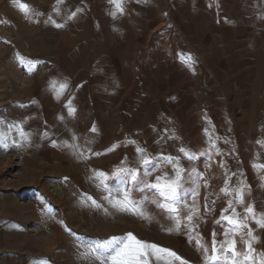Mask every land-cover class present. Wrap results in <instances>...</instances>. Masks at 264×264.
<instances>
[{"label": "rangeland", "instance_id": "374dc122", "mask_svg": "<svg viewBox=\"0 0 264 264\" xmlns=\"http://www.w3.org/2000/svg\"><path fill=\"white\" fill-rule=\"evenodd\" d=\"M77 1L0 0V228L39 264H262L264 0H132L111 38Z\"/></svg>", "mask_w": 264, "mask_h": 264}, {"label": "snow or ice", "instance_id": "6c2138e0", "mask_svg": "<svg viewBox=\"0 0 264 264\" xmlns=\"http://www.w3.org/2000/svg\"><path fill=\"white\" fill-rule=\"evenodd\" d=\"M110 2H114L118 8V10L120 12H123V7H122V4H123V0H110ZM19 7L22 11H24L25 13H28L29 12V6L28 5H25L23 3H20L19 4ZM76 15V13H72V16L69 17V19H72L74 16ZM56 27H63V25H56ZM185 64H187L189 67H191V63H192V57L189 55L188 57L186 58H183V61ZM53 87H55L53 85ZM68 87L67 83H63L61 85H59V89H58V92L57 94L58 95H62L63 94V91L64 89H66ZM66 107L69 108V115H72L75 113V108H72L71 107V101H69V103L66 105ZM93 130H95L93 128ZM20 132L21 134L23 135V130L20 129ZM130 143H133V142H130ZM143 150L142 149H137V152H142ZM181 152H184L185 156H187L188 159H192L193 157L191 155H189L184 149H180ZM168 162H171L172 158L171 157H167L165 158ZM151 161L148 160V159H145L143 161L144 164H147V163H150ZM121 171H126V170H121ZM131 171V178L132 180H137L138 179V176L136 174V171L135 170H130ZM157 182L156 183H153V184H147L145 185V188L146 189H149V190H155V192L158 194L159 197L163 198V201L164 202H161L158 204V207L162 208V209H166L167 211L169 212H172V213H176L177 212V208L176 207H172L171 205H175L176 204V201H177V197L179 195V188H180V185H179V178H177L176 180H167L165 177H157ZM163 181V182H162ZM222 191H224L225 193L228 192L227 189H223ZM237 202L238 203H242V194L238 195V199H237ZM93 203H95V201H93ZM129 204L132 206L129 210H133V211H136V202L134 201H129ZM229 207H231V202H229ZM223 211H226V210H222ZM253 212V209L251 207H249L247 209V213H252ZM139 214L143 215L144 213L142 211L139 212ZM233 215L235 216L236 213H235V209H233ZM247 218V217H246ZM254 218V217H253ZM192 217L189 216L188 217V220H191ZM222 220L224 221H227L230 225H233L237 230L242 227V226H245V225H242L238 220H235V219H232L231 217L229 216H222ZM258 223L261 224V226H264V221H257ZM180 227V223L179 221H177V229ZM249 235H251V232L248 233ZM129 236H131V234H129ZM228 236V233H225V237ZM134 239V238H133ZM111 241H104L102 243H97L95 245V247L93 248V251H99L100 249L104 248H108L111 246ZM140 242L137 241V244H139ZM225 244H229V248L228 250H230L232 252V254L235 256V255H238V253L235 252V241H232L231 243L228 242V240L226 239L224 241ZM196 244L198 247H203L200 243V240H197L196 241ZM141 247H144V246H141ZM147 247H150L152 249H156L157 251H160V252H167L169 255L171 256H175V253H171L170 250H166V249H157V246L155 245H151V246H147ZM249 248H250V245H249ZM205 251H207V248H205ZM217 249L215 247V240H213V247H212V252H213V257H212V262L211 264H218V261H219V257L215 255ZM146 253L142 252L141 255H145ZM251 257L249 256H246L245 257V260H248L250 259ZM183 264V262H182ZM233 264H237L236 261H233ZM262 264H264V262H262Z\"/></svg>", "mask_w": 264, "mask_h": 264}, {"label": "crops", "instance_id": "0c3cea01", "mask_svg": "<svg viewBox=\"0 0 264 264\" xmlns=\"http://www.w3.org/2000/svg\"><path fill=\"white\" fill-rule=\"evenodd\" d=\"M78 5L80 6L79 8H82L83 11L81 10V13L84 12L85 15L89 17L91 14V6L95 5H100L102 4H107L111 6L112 16L110 17L111 21H114L111 25L108 27L106 24L104 26L106 30L107 37L111 38L114 36L112 32V27L114 25H117V22L119 19L117 16L119 15L120 11L118 10L116 4L114 2H110V0H102L100 1V4H90L83 3V1L78 0ZM130 8V10L133 8L132 6V0H123V11L126 13V9ZM88 7V8H87ZM94 9V7H93ZM111 15V14H110ZM94 20V19H93ZM52 23H54L52 21ZM21 231L19 229L11 228V229H5V228H0V264H39V259L37 258V253L36 249L33 251L30 248V244L26 242L27 239H25V242L20 241L17 239L16 235L19 234ZM26 235H29V232H26ZM27 237V236H26ZM31 239L28 238V241ZM37 248V245L33 244V248Z\"/></svg>", "mask_w": 264, "mask_h": 264}]
</instances>
